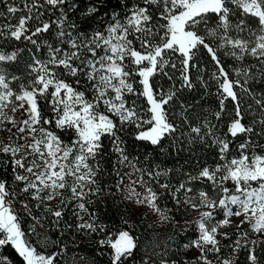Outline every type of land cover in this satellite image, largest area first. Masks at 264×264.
Wrapping results in <instances>:
<instances>
[{
	"label": "snow or ice",
	"instance_id": "obj_1",
	"mask_svg": "<svg viewBox=\"0 0 264 264\" xmlns=\"http://www.w3.org/2000/svg\"><path fill=\"white\" fill-rule=\"evenodd\" d=\"M0 2L7 5L6 19H16L15 24L0 25V40L31 45L26 65L31 79L27 84L21 82L18 90L12 84L21 77L9 69L19 63L25 48L9 52L0 45V123L7 120L15 126L5 109L11 106L12 113L23 109L27 118L21 121L18 132H27L20 138L31 140L0 146V153L10 157L11 165L8 174V165L0 164V248L11 246L23 264H60L58 257L64 248L47 232L40 239L37 228L47 224L49 230L59 233L58 240L67 229L103 231L104 227L96 223V213L88 206L95 203L93 197L99 198L107 191L99 179L107 172L102 166L107 148L104 139L111 142L116 163L136 172L142 170L129 159L122 138L129 126L138 130L137 141L154 146L161 145L166 137L178 141L180 125L170 111L171 103L181 89L195 86L189 73L202 47L217 68L213 78L218 86L219 110L212 116L223 120L226 131L221 132L219 125L207 118L202 124L190 126L196 135L189 133L187 143L215 147L219 159L214 167L205 166L196 176L190 175L189 181L207 180L224 195L214 200L200 191L199 203H193L196 198L187 196L193 189L184 183L176 190L184 191L183 200L172 192L177 205L207 209L194 221L198 237L182 245L185 250L195 248L200 255L183 262L162 257L160 264H212L206 253L217 254L220 264H236L241 249L248 252V264H258L256 248L264 244V92L258 97L255 87L246 85L253 81L264 84V0H20L22 7L9 0ZM18 12L23 14L16 18ZM0 17L5 13L0 12ZM197 26H203L206 34L201 35ZM45 49L46 58L42 59L38 53ZM220 49H226V54L237 61L252 57L255 64L234 68L237 78L232 79L217 55ZM177 54L179 59H173ZM161 75L169 81L178 80L179 86L173 83L165 90L155 79ZM201 83L207 87L202 78ZM245 97L254 105L248 104ZM41 100L49 104L51 117L42 114ZM229 100L233 103L230 116L226 109ZM181 107V122L188 123L184 116L187 109ZM247 112H251L250 118ZM49 125L61 132L71 130L75 138L65 143L56 131L46 127ZM240 137L243 140L234 145ZM233 147L235 155L231 154ZM112 173L118 178L115 187L119 190L124 176L130 174L122 175L115 165L108 172ZM228 180L235 185L231 194L224 187ZM136 184L145 187L146 192H137ZM161 188L169 190L170 185L162 184ZM127 192L125 199L148 207L161 222H171V209L157 204L159 196L147 186L143 175L131 181ZM53 201L58 202L54 205ZM14 202L31 217L30 231L45 251H39L27 239ZM217 208L225 210L224 218L209 226ZM66 212L79 222L73 225L66 220ZM233 216L244 217L236 225L237 230L248 223L251 233L260 239H248L249 232L245 231L233 240L231 234L220 231L232 224ZM133 227L119 231L115 240L109 236L99 241L112 250L110 264H127L138 251L139 239ZM221 238L230 241L224 247L231 248L229 257L223 259L219 257ZM48 243L58 251L47 253ZM141 259L142 264H148ZM0 264L12 262L0 255Z\"/></svg>",
	"mask_w": 264,
	"mask_h": 264
},
{
	"label": "trees",
	"instance_id": "obj_2",
	"mask_svg": "<svg viewBox=\"0 0 264 264\" xmlns=\"http://www.w3.org/2000/svg\"><path fill=\"white\" fill-rule=\"evenodd\" d=\"M15 3L20 5V0H9V3ZM83 7V4L81 5ZM7 5L0 2V12L5 13V17H0V25L6 23H16V19L10 21L6 19L8 16L6 12ZM23 13L18 12L15 17L18 18ZM77 17L73 14L72 19ZM82 19V17H81ZM249 23L254 24L255 21L250 20ZM209 24L214 27V21H209ZM93 28L98 25H93ZM200 34L205 35L206 30L203 26H197ZM91 31V29H89ZM212 38H209L211 41ZM0 45L3 46L5 51H12L17 48H25V51L21 54L19 63L12 65L9 69L10 72L21 77L20 81H15L12 84L14 89L18 90V85L23 82L25 84L31 79L27 74L26 65L30 62V56L27 48L31 45L25 43L10 40L5 43L0 40ZM215 47V43L212 44ZM226 49H220L217 53L221 59L226 70L231 74L232 79H236L234 68H242L255 64V60L252 57H246L244 61H237L233 57L226 54ZM38 56L42 59L46 58V49L38 53ZM175 60L179 59V56H174ZM195 66L190 70V76L193 80L194 87L189 90L187 88L181 89L177 93V97L174 103H171L170 111L173 113V118L176 123L180 125V131L176 133L179 138L178 141L173 140L172 137H166L161 145H151L148 142L137 141L135 139L137 129L134 126H129L123 133L122 138L124 140V147L126 153L129 155V159L132 160L136 167L141 169V172H136L131 167L125 165H119L116 163L117 156L111 150V142L105 138L104 143L107 146L105 153V161H102V166L107 172L99 177L102 185L107 191L101 193L99 198L93 197L95 201L92 205H89L90 211L96 213V223L104 227L103 231H97L89 233L86 230L77 232L75 228L67 229L64 231V235L57 239L59 233L55 229H48L47 224L45 228H37V231L41 233L40 239L43 238L45 232L48 233L51 240L57 241V244L64 248V251L58 257L60 264H110L112 250L107 245L101 246L99 241L106 239V234L111 232H119L121 230H129V225H133V234L139 239V249L134 252L133 257L129 258L127 264H142L143 259L148 261V264H160L161 258L168 260H195L197 252L195 248L185 250L182 245L189 243L191 240L198 237V230L194 224V221L200 218V213L203 211L196 210L190 206L181 204L177 205L172 198V192H176L181 183H184L186 187H191L192 192L187 193V196L195 197L193 203H199L198 193L205 191L208 195L214 199L219 200L224 193L220 188H213L211 182L207 180H195L189 181V176H196L202 167H214L218 162V153L215 147H205L199 142H193L191 145L187 143L188 134L191 133V127H195L198 124H202L205 118L212 121L214 124L219 125L221 132L226 131V125L221 121L215 120L212 113L219 110V95L218 86L216 80L213 78V73L217 71L215 62L212 61L210 54L206 49L200 48L196 52L194 58ZM170 71V74L178 76L179 74L175 70L166 69ZM201 78L206 83L207 87L201 83ZM72 78H69L71 81ZM156 82L163 86L167 90L173 83L179 86L178 80L169 81L167 77L161 75L155 78ZM243 83V80H241ZM255 87L256 95L259 97L264 92V84H260L256 81L250 83ZM83 90V88H80ZM238 92L240 89H236ZM90 97V93H88ZM248 104H253L251 99L245 97ZM140 103H144L143 100ZM181 105L187 109L184 112V116L187 117L188 123H182L183 117L181 113L183 111ZM41 112L45 117H51L53 113L50 111L49 104L41 100L40 101ZM233 103L229 100L226 101L227 113L230 116L232 114ZM103 110V109H101ZM246 115L251 117V112H247ZM227 117H225L226 119ZM191 126V127H190ZM50 130H54L59 134L65 143H70L75 138L74 133L71 130L61 132L59 129H55L54 125L46 126ZM181 131L184 133L181 135ZM195 133H191L192 137H195ZM243 140V137L234 141V145H238ZM21 142V141H20ZM19 142V143H20ZM232 155L236 154V147L232 148ZM10 157L0 153V164H7V173L10 174L11 165ZM110 161V162H107ZM113 165H115L121 174L129 173L130 175L124 176V182L120 189L115 187L118 178L111 172ZM151 172L153 175L149 176L147 173ZM157 173L161 175L157 176ZM166 173V174H165ZM141 175L146 182L147 186L151 187L157 192L159 199L157 204L162 209H171L168 215L172 218L171 222H161L159 217L152 212L148 207L144 205H138L132 200L125 199L128 192V186L132 180H137ZM162 184L170 185L169 190L161 188ZM137 192L145 193L146 188L140 184L134 185ZM224 187L230 189V193L234 192L235 185L231 180L224 182ZM176 195L183 200L185 193L183 190L176 192ZM58 201H53L55 205ZM18 210V215L21 217V226L28 235L29 239L34 245H37L39 251H45V247H40L37 244V236L31 233L30 228L33 223L31 217L24 214L20 207L21 205L14 202L13 205ZM236 208L233 206V211ZM224 209L217 208L214 213V218L210 222V225H214L224 218ZM65 219L75 225L79 221L76 220L70 212H66ZM87 220L88 217L85 216ZM125 220L128 224H125ZM188 222L187 224L185 222ZM240 224V223H238ZM116 228L112 230V226ZM237 223H232L230 226H226L220 231L228 232L232 235V239L235 240L239 237V233L249 232L248 239H255L254 234L251 233V227L248 223L243 224L239 230L236 228ZM185 229H187L185 231ZM173 239H169V238ZM222 240L221 252L219 257L221 259L229 257L231 254V248L224 247L228 245L230 241ZM62 242V243H61ZM178 249V250H177ZM58 251V248L48 243L46 245V252L52 253ZM0 255L7 256L12 264H23L22 258L18 256L15 250L8 246L6 248H0ZM256 255L258 256V264H264V244H261L256 248ZM248 252L244 249L238 253L236 264H248ZM212 264H220V259H216Z\"/></svg>",
	"mask_w": 264,
	"mask_h": 264
},
{
	"label": "rangeland",
	"instance_id": "obj_3",
	"mask_svg": "<svg viewBox=\"0 0 264 264\" xmlns=\"http://www.w3.org/2000/svg\"><path fill=\"white\" fill-rule=\"evenodd\" d=\"M18 103L19 102H17V104ZM5 111L7 112V114L9 116L13 117L14 121L16 122V125L14 126L12 123L8 122L7 120H5L2 123H0V146H2L3 144L13 143V142L16 143V144L30 143L31 142L30 138L28 140L20 138L22 136H27L28 135L27 132H25L23 134L18 132V127L22 126L21 121L27 118L26 115H24V110L20 109L17 112L12 113L11 112V106H9L7 109H5ZM9 129L11 131H9ZM18 208H21V206L18 207ZM206 210L207 209H205V208H200L199 212L200 211H206ZM243 219H244L243 216H241V217H235V216L231 217L232 223H237V224L240 223ZM117 234H118V232H115V233L111 232L109 234H106V238L111 236V238L113 240H115ZM254 238L255 239H260V237L256 236L255 234H254ZM196 252H197V256H199L200 253L197 250H196ZM206 255H207L208 259L212 261V263H213L214 260L217 259V254H215V253H206Z\"/></svg>",
	"mask_w": 264,
	"mask_h": 264
},
{
	"label": "built area",
	"instance_id": "obj_4",
	"mask_svg": "<svg viewBox=\"0 0 264 264\" xmlns=\"http://www.w3.org/2000/svg\"><path fill=\"white\" fill-rule=\"evenodd\" d=\"M115 228H116V227L113 225V226H112V230H114Z\"/></svg>",
	"mask_w": 264,
	"mask_h": 264
}]
</instances>
